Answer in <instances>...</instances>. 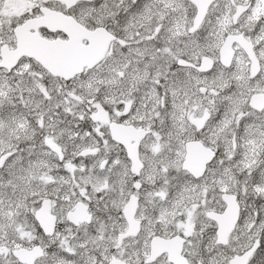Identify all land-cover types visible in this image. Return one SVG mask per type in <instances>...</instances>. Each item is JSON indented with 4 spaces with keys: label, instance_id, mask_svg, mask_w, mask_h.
<instances>
[{
    "label": "snow or ice",
    "instance_id": "1",
    "mask_svg": "<svg viewBox=\"0 0 264 264\" xmlns=\"http://www.w3.org/2000/svg\"><path fill=\"white\" fill-rule=\"evenodd\" d=\"M0 264H264V0H0Z\"/></svg>",
    "mask_w": 264,
    "mask_h": 264
}]
</instances>
